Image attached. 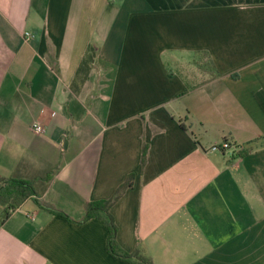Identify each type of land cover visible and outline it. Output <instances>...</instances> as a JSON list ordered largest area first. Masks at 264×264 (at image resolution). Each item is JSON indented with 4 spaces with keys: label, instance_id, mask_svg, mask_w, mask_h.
Segmentation results:
<instances>
[{
    "label": "crops",
    "instance_id": "0c3cea01",
    "mask_svg": "<svg viewBox=\"0 0 264 264\" xmlns=\"http://www.w3.org/2000/svg\"><path fill=\"white\" fill-rule=\"evenodd\" d=\"M0 177V264H134L83 220L127 180L124 251L264 264V0H0Z\"/></svg>",
    "mask_w": 264,
    "mask_h": 264
},
{
    "label": "trees",
    "instance_id": "16d2710c",
    "mask_svg": "<svg viewBox=\"0 0 264 264\" xmlns=\"http://www.w3.org/2000/svg\"><path fill=\"white\" fill-rule=\"evenodd\" d=\"M94 56L95 50L93 47H90L86 55L81 59L76 71V77L79 82H82V80L84 81L88 75L91 61ZM128 185H130V180H127L123 185L118 187L110 198L88 202L85 206V216L83 220L90 218H98L101 220L108 230V237L106 239L107 249L110 253L115 255V257L133 262L134 264H152L148 256L126 252L117 245L115 240L117 229L113 216L109 212V208ZM34 194L35 190L32 182L27 181V179L0 177V205L3 207L0 220H4L11 210L15 209L22 201L32 197ZM39 205L43 206L51 213L64 216L61 211L53 207L45 206L42 203H39Z\"/></svg>",
    "mask_w": 264,
    "mask_h": 264
},
{
    "label": "built area",
    "instance_id": "2783aa9c",
    "mask_svg": "<svg viewBox=\"0 0 264 264\" xmlns=\"http://www.w3.org/2000/svg\"><path fill=\"white\" fill-rule=\"evenodd\" d=\"M33 128L36 132H40L42 131V126L40 125V123H35L33 125ZM231 144L228 142V141H223L219 144H213L211 147H210V150H215V151H218V150H222V151H227V150H230L231 149Z\"/></svg>",
    "mask_w": 264,
    "mask_h": 264
}]
</instances>
